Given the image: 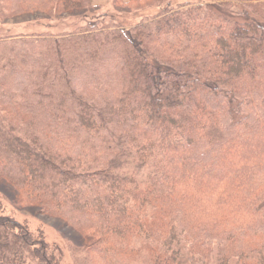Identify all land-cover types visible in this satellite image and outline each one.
<instances>
[{
	"label": "trees",
	"instance_id": "trees-1",
	"mask_svg": "<svg viewBox=\"0 0 264 264\" xmlns=\"http://www.w3.org/2000/svg\"><path fill=\"white\" fill-rule=\"evenodd\" d=\"M161 12L132 29L0 37V178L84 235L96 264L125 263L137 239L148 264H264V0ZM0 264L59 261L1 212Z\"/></svg>",
	"mask_w": 264,
	"mask_h": 264
},
{
	"label": "rangeland",
	"instance_id": "rangeland-1",
	"mask_svg": "<svg viewBox=\"0 0 264 264\" xmlns=\"http://www.w3.org/2000/svg\"><path fill=\"white\" fill-rule=\"evenodd\" d=\"M7 3L8 0H0V37L5 41L6 37L12 36L36 35L41 37L56 36L70 31L81 32L86 27L87 21L108 30H113L112 28L116 27L132 29L147 19L157 17L163 10L170 9L168 13H171L178 9L184 1L145 0L127 5L119 3L112 5L110 0L108 6L101 8L92 6L90 0V5L84 9H75L58 15L39 12L12 13V9L6 6ZM101 11H106V13ZM7 49L5 44L0 45L1 63V55H7L5 54ZM30 54L34 57V53L30 52ZM115 65L117 63L114 58L108 60L96 76L102 81L105 78L103 74L110 72ZM56 89L58 90V88ZM3 115L4 112L2 113L0 109V116ZM245 152L248 153V151ZM223 172L224 169L214 170L216 175ZM0 203L2 205L1 212L4 215H9L17 221L25 223L35 234L39 231L42 233L50 250L58 258L59 264H96L87 247L89 241L84 235L63 219L45 214L37 206L27 203L15 188L1 178ZM130 247L133 248L135 256L130 257L132 255L125 253V263L122 264L149 263L150 244L143 242L142 239H137L132 242Z\"/></svg>",
	"mask_w": 264,
	"mask_h": 264
},
{
	"label": "crops",
	"instance_id": "crops-1",
	"mask_svg": "<svg viewBox=\"0 0 264 264\" xmlns=\"http://www.w3.org/2000/svg\"><path fill=\"white\" fill-rule=\"evenodd\" d=\"M124 2H128L131 0H123ZM184 1V0H181ZM210 1H220V0H210ZM91 4L94 7H101L104 8L110 4V0H91Z\"/></svg>",
	"mask_w": 264,
	"mask_h": 264
}]
</instances>
